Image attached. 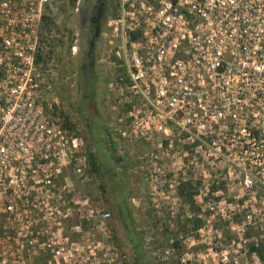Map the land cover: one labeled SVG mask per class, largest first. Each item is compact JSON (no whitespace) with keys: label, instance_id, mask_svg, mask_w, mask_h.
<instances>
[{"label":"built area","instance_id":"2783aa9c","mask_svg":"<svg viewBox=\"0 0 264 264\" xmlns=\"http://www.w3.org/2000/svg\"><path fill=\"white\" fill-rule=\"evenodd\" d=\"M50 8L0 0V264H125L111 213L79 195L91 166L58 113ZM104 36L121 70L113 137L151 143L147 181L180 164L206 190L237 170L264 188V0H118Z\"/></svg>","mask_w":264,"mask_h":264},{"label":"rangeland","instance_id":"374dc122","mask_svg":"<svg viewBox=\"0 0 264 264\" xmlns=\"http://www.w3.org/2000/svg\"><path fill=\"white\" fill-rule=\"evenodd\" d=\"M72 1L51 0L44 19L45 29L54 31L58 113L66 129L85 139L88 156L98 164L99 171L91 170L92 180L79 187V195L91 197L96 218L100 213H111L110 236L126 255L125 264L141 263L115 208L121 195L126 196L137 240L151 264H264V188L247 189L246 175L237 170L232 175H216L220 184H211L206 190L195 174L184 173L180 164L174 166V172L168 170L159 176L156 185L146 180L151 175L140 160L151 143L134 147L116 142L112 126L123 108L112 85L121 70L116 56L118 43L111 44L104 33L108 21L116 16L118 0ZM101 3L105 4L99 27L103 36L92 41L94 65L82 70L87 61L80 54L87 51L91 36L85 42L81 36L84 28L93 27L92 17ZM80 9L89 13L81 14ZM110 134L120 161L113 157ZM252 248L262 249L263 258Z\"/></svg>","mask_w":264,"mask_h":264},{"label":"trees","instance_id":"16d2710c","mask_svg":"<svg viewBox=\"0 0 264 264\" xmlns=\"http://www.w3.org/2000/svg\"><path fill=\"white\" fill-rule=\"evenodd\" d=\"M75 2H76V0H73L72 4H75ZM65 124L67 126L68 122L66 121ZM108 143L110 144L109 146L112 147V153H113L114 159L116 161H120L121 160L120 157H118V155L115 153V149L113 148L114 140L112 139L111 134H110ZM89 162H90L91 170L93 172H98L99 167H98V164L95 161L93 156H89ZM215 191H216V189L213 188V192H215ZM115 208H116V211L118 212V214H120L121 219L125 223V226H126V229L128 232L129 242L133 247L134 254H135L137 261L141 264H151L150 261L148 260V258L146 257V255L143 251V248L141 247L140 243L137 240V234H136V230H135V226H134V220H133V216L131 214V210L129 208V205L127 203L126 196H122V195L117 196ZM252 252H254V253L256 252L260 258H263L262 249L252 248Z\"/></svg>","mask_w":264,"mask_h":264},{"label":"flooded vegetation","instance_id":"af4514ba","mask_svg":"<svg viewBox=\"0 0 264 264\" xmlns=\"http://www.w3.org/2000/svg\"><path fill=\"white\" fill-rule=\"evenodd\" d=\"M104 9H105V4L101 3V6L99 8L98 13L94 17H92L93 18V20H92L93 21V27L87 28V29L84 28V30H83L81 40L85 42V39L87 40L88 36H91V42H89V44H88L87 51H84L80 54V58H84V60L87 61V63L84 64L82 70H86L87 66H89V65H91V66L94 65V62H93L94 45L92 44V41L93 42L97 41V39L100 38L99 36H103L100 34V28L99 27L102 24V15H103ZM78 12H81V14H86V15L89 13L88 11L85 12L81 9L78 10ZM85 24H86V21H85ZM95 25H97V28L94 30L93 28ZM86 30H89V34ZM82 54H84L86 57H81Z\"/></svg>","mask_w":264,"mask_h":264}]
</instances>
